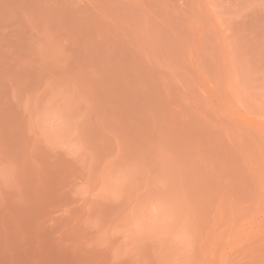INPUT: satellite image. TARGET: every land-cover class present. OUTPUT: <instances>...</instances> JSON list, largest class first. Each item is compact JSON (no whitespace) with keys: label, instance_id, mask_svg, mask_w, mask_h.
<instances>
[{"label":"rangeland","instance_id":"1","mask_svg":"<svg viewBox=\"0 0 264 264\" xmlns=\"http://www.w3.org/2000/svg\"><path fill=\"white\" fill-rule=\"evenodd\" d=\"M0 264H264V0H0Z\"/></svg>","mask_w":264,"mask_h":264}]
</instances>
